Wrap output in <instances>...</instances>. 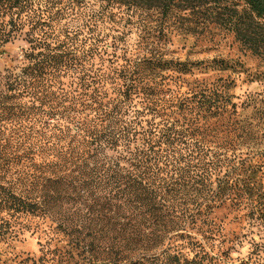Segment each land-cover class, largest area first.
<instances>
[{
  "label": "trees",
  "instance_id": "16d2710c",
  "mask_svg": "<svg viewBox=\"0 0 264 264\" xmlns=\"http://www.w3.org/2000/svg\"><path fill=\"white\" fill-rule=\"evenodd\" d=\"M95 1L0 0V54L10 61L0 68V240L64 192L82 191L105 212L133 204L161 216L163 247L206 244L227 205L264 219V179L226 130L255 103L239 101L237 76L264 73L131 44L113 11L132 2ZM245 3L243 30L264 51V0ZM16 40L13 56L6 46ZM195 69L226 76L189 91L169 82ZM182 256L203 264L198 251Z\"/></svg>",
  "mask_w": 264,
  "mask_h": 264
},
{
  "label": "rangeland",
  "instance_id": "374dc122",
  "mask_svg": "<svg viewBox=\"0 0 264 264\" xmlns=\"http://www.w3.org/2000/svg\"><path fill=\"white\" fill-rule=\"evenodd\" d=\"M91 1L95 8L99 6ZM129 1L113 11L129 43L154 41L174 59H232L252 73H264V51L243 30L245 0ZM21 45L16 40L6 49L17 56ZM9 63L0 54V68ZM221 75L226 76L195 69L189 74L174 73L169 82L189 91ZM245 78L237 76L234 90L239 101L250 95L255 103L226 130L238 136L237 152L264 179V80ZM246 123H250L249 134L243 127ZM51 200L44 217L30 218L29 225H20L12 237L0 240V264H185L182 254L190 260L196 251V259L203 264H264V219L228 205L215 211V231L206 244L163 247L170 236L166 220L139 206L105 212L92 207L82 191L60 193Z\"/></svg>",
  "mask_w": 264,
  "mask_h": 264
}]
</instances>
